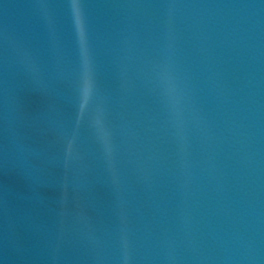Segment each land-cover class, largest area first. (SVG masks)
<instances>
[{
	"label": "water",
	"instance_id": "1",
	"mask_svg": "<svg viewBox=\"0 0 264 264\" xmlns=\"http://www.w3.org/2000/svg\"><path fill=\"white\" fill-rule=\"evenodd\" d=\"M0 264H264V71L197 0H0Z\"/></svg>",
	"mask_w": 264,
	"mask_h": 264
},
{
	"label": "snow or ice",
	"instance_id": "2",
	"mask_svg": "<svg viewBox=\"0 0 264 264\" xmlns=\"http://www.w3.org/2000/svg\"><path fill=\"white\" fill-rule=\"evenodd\" d=\"M77 21L79 23V14L77 13ZM83 34V32H82ZM92 90V82L90 77L86 76L85 81H84V96L85 98H87V96L89 95V93Z\"/></svg>",
	"mask_w": 264,
	"mask_h": 264
}]
</instances>
